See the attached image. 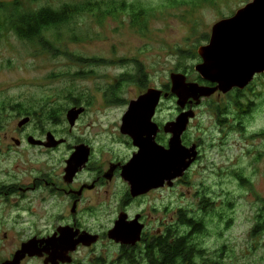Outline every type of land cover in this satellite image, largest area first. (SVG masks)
Here are the masks:
<instances>
[{
  "label": "rangeland",
  "instance_id": "1",
  "mask_svg": "<svg viewBox=\"0 0 264 264\" xmlns=\"http://www.w3.org/2000/svg\"><path fill=\"white\" fill-rule=\"evenodd\" d=\"M14 1L28 5V0H0V3ZM85 1L102 0H46L30 8L49 6L59 9L65 4ZM115 1L135 3L144 9L143 23L134 26L128 13L103 22L86 14L59 31L46 34L44 39L51 43L46 47L38 42L21 41L12 31H0L1 181H8L5 176H16L14 179L19 175L30 176L27 172L30 168L25 165L27 159L34 166L31 167L32 175L38 171L40 177H58L69 151L47 156L26 147L9 146L13 139L20 138L18 125L25 118L20 111L22 114L25 111L39 113L26 133L64 135L69 129L65 114L72 98L82 99V102H87L83 98H92L88 101L93 106L69 143L84 139L94 126L92 137L98 148H113L121 155H128L114 126H120L127 107L111 106L104 110L103 106H98L100 101L103 102V94L110 88L114 90L120 81L118 93L128 103L149 88L167 86L171 90L170 76L178 73L186 76L188 83H198L200 76L195 71L201 63L198 50L209 44L213 26L233 17L253 0ZM125 75L130 80H122ZM143 75L147 89L143 86ZM235 99L234 95H222L203 99L198 106L194 104L198 109L187 138L200 143L201 156L173 189L154 194L144 208L155 209L152 218L155 222L165 221L167 225L175 222L179 209L191 217H202L206 231L197 238V243L209 258L220 264H264V232L252 236L257 217L261 215L264 219V76L255 80L241 104L250 106L242 119L243 129L235 127L240 117ZM176 101L164 100L159 123L175 118L179 108ZM17 105L21 109H17ZM216 109L228 118L229 128H224L223 132ZM53 110L64 114L61 123L54 124L47 119ZM18 165L21 168L17 169ZM239 176L248 181L247 186L240 182ZM202 197L213 203L212 210L205 214L200 206ZM112 213L98 212L95 225L107 229L115 219ZM66 215L65 204L58 202L57 197L49 196L42 187L23 197L12 194L1 197L0 260L10 258L31 236L52 231L58 220ZM185 231L182 227V233ZM97 253L107 257L110 263L114 262L117 250L102 245ZM89 256L91 254L82 251L76 259L80 264H90L87 262Z\"/></svg>",
  "mask_w": 264,
  "mask_h": 264
},
{
  "label": "flooded vegetation",
  "instance_id": "2",
  "mask_svg": "<svg viewBox=\"0 0 264 264\" xmlns=\"http://www.w3.org/2000/svg\"><path fill=\"white\" fill-rule=\"evenodd\" d=\"M262 76H264V73L255 76L253 82L244 90L234 89L228 94H222L218 92L211 97L213 98L217 96L218 98H220L222 95L236 96L235 101L238 100L236 102V106L239 108L240 112V117L238 118L239 123L235 124L236 129H243L242 119L244 118V116H246V113H248V110L250 108V106L246 105L245 103L241 106L243 100L246 99V93L254 84L255 80L261 78ZM129 78L130 77L128 75H125L122 80H128ZM145 78L146 77L143 75L144 89L146 88V86L144 85V83L146 82ZM197 82V84H199L200 86H206L210 88H214L216 86L202 80L201 77ZM120 83L121 82L119 81V83L115 84L114 90L110 88L108 92H105L103 94V97L101 99L103 101L102 103L100 99H98V101H100V103H98V106H103V109L105 110L110 108L111 106L122 105L124 107H127L125 111L126 114L129 108V104L132 101H136L140 96L144 95L147 90L151 89L146 88L147 90L142 91L141 94L137 96L136 100L133 99L127 103L121 99L118 93ZM158 90H161L163 92V95L153 118V123L159 128L153 138L157 146L167 150L169 148V141L173 136L171 133L165 132L164 129L167 124L174 122L184 111L188 112L192 110L195 113V110L198 109V107H195L194 104H188L184 110L178 108L177 112L175 113L174 119L166 121L164 123H159V113L161 111V106L164 100L170 98V100L174 101L176 100V98L170 93V87L164 86L163 89ZM165 95H168V97L165 98ZM83 99L87 102H82V99L72 98L71 104H68L69 109L66 110L65 118L69 129L65 131L64 135L62 136L58 135L56 132H44L40 136L26 133L27 127L34 121V119L39 117V113L37 111H25L24 114H22L23 111H20L19 114L25 117L21 121L28 119V123L22 127L18 126V133L20 138L13 139L9 148L13 145H15V148L17 149L26 147L32 152L37 151V154L38 152H42L47 156L52 154L55 155L61 151H69V155L64 159L62 172L59 173L58 177H56L55 179L47 175L40 177L38 171H35L32 175L31 167L34 166H32L31 161L27 159L25 165L30 168L27 171L29 172L30 176L22 177L20 175H17V179H14V177L16 176H5L8 181H5L6 179H2L3 181H1L0 179V198L11 194L23 197L26 194L38 192L42 187L49 194V196H52L54 198L57 197L58 202H62L65 204V206L67 207V215L58 220V225L55 226L52 231L48 232L47 234L33 235L27 240L28 242L32 239H50L55 242L60 240L61 235L64 234L71 244L80 240L83 241L76 247V250L74 252H69L68 256H66L67 258H69L70 263L59 262L58 264H80L79 260L76 259V256H78L82 251L91 254V256H89L87 259V262H89L90 264H130L128 259H126L125 257L129 254L134 253L137 254L139 258L143 257L142 253H144V250L147 249V247L153 240H156L158 238L164 239L168 236V234H172V232L175 235L182 236L183 226L181 209L178 210V215L176 214L173 220L175 222L167 225L165 221L161 222V220H158V222H155V219L152 218V212H156L155 209H151L150 211V209L144 208L151 196L160 192H164L166 190L173 189L174 186L178 182H180L182 178L175 180L172 187H168L166 183L162 188L152 189L145 194L134 197L131 191L130 184L123 178V173L125 168L129 166L133 162L135 157L139 154L140 148L135 145V141L131 136L124 135L121 131L122 120L125 114L120 120V126L118 127V124L114 126L118 131L119 137L121 138L119 142L122 143V146L128 150V155H121L117 153L113 148H102V146H99L98 148L96 140L92 137L93 133L95 132V130H93L94 126H91V128L88 130V134L86 133V135L84 136V139L77 140V142L73 144L69 143L70 138L72 137L75 130L79 127L82 120L89 114V111L92 110L90 108L93 106V104L91 101H88L92 100V98ZM16 108L21 109V106L17 105ZM72 109L83 110V113L79 115L78 119L74 123V126H71L67 120V112ZM224 115L226 114H221L218 111L217 121L219 122V127H222V132L224 128H229V126H227L228 122L226 121L228 118ZM63 116L64 114L59 117V120L56 123L54 122L55 120L50 121H52L54 124H59L61 123V118ZM191 121L181 137L182 145L187 149H192L195 147L197 159H199L201 156L200 143L196 144L193 140H189V138H187L188 134H190ZM103 133L106 134L105 131H103ZM48 134H51L56 141H63V143L56 147L48 148L46 146V144H48ZM139 137H142V139H147L145 135L140 136L139 134ZM30 138H34L36 141L42 142V144L32 145L29 142ZM78 149H81V156L76 162L71 163V158L78 152ZM84 155H87L85 156L87 157L85 162H83L85 159ZM97 155L98 157H96ZM196 161L192 164L189 170H191V168L196 164ZM19 168H21L20 165L17 166V169ZM189 170L185 173L184 177L187 175ZM0 176H2L1 173ZM42 202L45 203L44 198L42 199ZM165 210L166 209L163 210V213L166 212ZM100 211H112V214L115 215V219L113 220L112 225L107 229H103L101 228V226L95 225V215ZM148 211L149 215H147ZM122 217L126 218L125 222L127 224H130L135 220L138 221V228H141L142 232L140 241L135 245L117 244L110 238L112 230L115 228L116 223ZM86 234L88 236H86ZM83 235H85V238L83 237ZM23 244H21V246L13 254L10 255V258L4 259L3 261L0 260V264H4L7 261L13 260L15 254L21 249ZM102 245H106L117 250L114 262L109 263L106 260L107 257H102L101 253H97ZM52 254L53 250L50 248L48 252L43 253L42 257L36 256L30 258L27 256L20 264H28L33 261H40L42 262V264H45L46 260L52 257ZM82 264H84V262Z\"/></svg>",
  "mask_w": 264,
  "mask_h": 264
},
{
  "label": "water",
  "instance_id": "3",
  "mask_svg": "<svg viewBox=\"0 0 264 264\" xmlns=\"http://www.w3.org/2000/svg\"><path fill=\"white\" fill-rule=\"evenodd\" d=\"M198 55L202 63L195 67V71L202 80L216 86L210 88L188 83L186 76L172 74L170 93L176 97L177 106L182 110L188 104L198 106L203 99H209L218 92L228 94L234 89L244 90L253 82L255 76L264 73V0H253L238 10L233 17L216 23L212 28L209 44L199 48ZM162 95L161 90H147L144 95L129 104L122 120V133L131 136L135 145L140 148L139 154L123 173V178L130 184L134 197L152 189L162 188L166 183L168 187H172L173 182L183 178L197 159L196 148H185L181 140L190 121L195 118L192 110L184 111L165 127V132L173 135L167 150L155 144L153 136L159 128L153 123V118ZM167 97L168 95H165V98ZM82 113L81 109L70 110L67 113L69 124L74 126ZM27 123L28 119L21 121L18 126L22 127ZM139 134L145 135L147 139H142ZM47 141L48 148L63 143L56 141L51 134H48ZM29 142L32 145L42 144L34 138H30ZM80 156L81 149H78L70 162H76ZM125 219L122 217L116 223L110 238L117 244L135 245L140 241L142 230L138 228L137 220L127 224ZM83 237L85 238V235ZM82 242L80 240L71 244L64 234L55 242L50 239H32L22 245L13 260L4 264H20L27 256L42 257L50 248L53 254L45 264L70 263L66 256L69 252H74Z\"/></svg>",
  "mask_w": 264,
  "mask_h": 264
},
{
  "label": "trees",
  "instance_id": "4",
  "mask_svg": "<svg viewBox=\"0 0 264 264\" xmlns=\"http://www.w3.org/2000/svg\"><path fill=\"white\" fill-rule=\"evenodd\" d=\"M42 1L46 0H28V5H23L20 1L0 3V31H12L21 41L38 42L46 47L51 45L44 39L46 34L52 30L59 31L60 28L68 26L86 14L94 15L99 22H103L107 18H115L128 13L132 16L134 26H140L146 15V11L135 3L129 4L126 1L115 0L65 4L59 9L49 6L30 8ZM51 49L53 50V46ZM79 61L90 62L81 59ZM216 110L224 114L219 109ZM60 116H62L60 111L53 110L48 114L47 119L55 120L56 123ZM239 180L247 186L246 179L239 176ZM212 205L213 203L208 198L200 199L204 214L212 210ZM182 226L187 230L182 236L172 232L164 239L153 240L142 253L143 257L139 258L134 253L125 258L130 264H220L209 258L206 251L197 243V238L206 231L203 218L191 217L182 211ZM260 232H264V219L261 215L257 217L252 236H257Z\"/></svg>",
  "mask_w": 264,
  "mask_h": 264
}]
</instances>
